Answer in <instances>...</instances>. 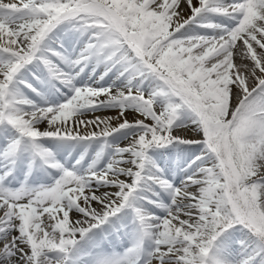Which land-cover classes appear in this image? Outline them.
<instances>
[{"label": "snow or ice", "instance_id": "snow-or-ice-1", "mask_svg": "<svg viewBox=\"0 0 264 264\" xmlns=\"http://www.w3.org/2000/svg\"><path fill=\"white\" fill-rule=\"evenodd\" d=\"M0 264H264V0H0Z\"/></svg>", "mask_w": 264, "mask_h": 264}]
</instances>
